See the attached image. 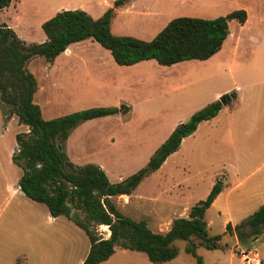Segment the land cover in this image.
<instances>
[{
	"label": "rangeland",
	"instance_id": "1",
	"mask_svg": "<svg viewBox=\"0 0 264 264\" xmlns=\"http://www.w3.org/2000/svg\"><path fill=\"white\" fill-rule=\"evenodd\" d=\"M31 1L15 0L9 9L0 13V21L13 24V6L19 3L26 4L23 7L25 14L34 13L36 10L33 9ZM127 5L118 10L113 20V30L144 41L152 40L168 20L177 17L209 19L223 16L227 11L231 13L240 10V7L247 8L250 16V23L243 30H239L242 24L236 20L228 23V31L232 35L241 31L238 47H229L227 44L215 57L205 61H185L165 67L151 60L138 66H127V94L119 92L110 98L89 100L79 106L89 109L119 108L124 105L129 108L130 119L127 116V124H122L126 123L125 114L85 122L70 133L72 140L68 144L66 141L65 145L67 157L68 154L78 157L76 161H79V165L102 163L109 182L115 184L147 164L155 150L167 139L172 124L180 119L185 120L190 108L200 107L217 90L233 89L234 85H240L242 91H246L242 104L235 105L231 102L224 105L216 117L203 123L201 127L198 126L185 139L181 149L172 155L168 166L161 173L155 172L145 178L135 190V197L126 209L120 210L124 215L127 210L126 216L131 214L134 220L140 219L141 215L149 217L152 227L157 219L170 213L168 207H161L165 197L160 194L161 189L173 187L175 192H184L190 202L204 200L208 185L218 175H224L232 183L238 175H243L241 172H252L264 159V146L259 145L264 140V41L260 44L255 40V30L264 28V20L259 22L257 17V14L264 16V0H160L158 4L155 0H135ZM17 31H20L18 26ZM93 57L112 58L104 49H101L100 55ZM46 63L39 57L28 65V70L39 85L46 87V95L41 93L35 98V102L41 106L42 118L51 120L80 111L76 110L78 106L69 107L65 104L68 100L65 93L61 94L49 87V82L44 79ZM204 80L210 89L205 96L200 91ZM47 100L52 103L46 104ZM102 104L108 106H100ZM0 112V135L15 151V135L27 133L28 129L19 125L15 116L5 121L1 108ZM95 135L102 136L93 139L92 136ZM14 165L19 169L18 175L21 177V166ZM222 177L217 179L221 180ZM16 201L17 198L5 205L4 194L0 191V261L3 264L24 263V260L18 262L17 258L11 257L13 250H17V245L7 230V222L13 218L12 211H16ZM21 202L22 199H19V204ZM113 202L121 209L116 201ZM31 204L47 212L44 204ZM72 216L83 217L77 211ZM208 218L214 222L210 233L221 234L222 218L216 207L209 211ZM12 220H19L20 227L21 219L15 216ZM2 223H5V230L2 229ZM97 231L102 237H107L108 229L98 227ZM228 240L229 237L222 240L223 248L219 250L200 249L198 254L203 255L204 264H215V258L228 259ZM226 243L227 247L224 246ZM176 245L182 248L184 241L178 240ZM28 264L41 262L36 257L34 262L28 261ZM233 264L239 262L233 259Z\"/></svg>",
	"mask_w": 264,
	"mask_h": 264
},
{
	"label": "trees",
	"instance_id": "2",
	"mask_svg": "<svg viewBox=\"0 0 264 264\" xmlns=\"http://www.w3.org/2000/svg\"><path fill=\"white\" fill-rule=\"evenodd\" d=\"M12 1L0 0V12ZM129 2L115 0L113 6L97 19L83 10L59 11L42 24L46 40L40 44L21 40L11 28L0 23V108L5 121L15 116L19 125L28 128L27 133L15 136L17 151L12 161L20 165L23 172L19 188L30 200L44 204L52 218L66 217L83 230L90 243L83 264L107 261L116 247L144 253L153 264L169 262L178 255V240L184 241V252L195 258L197 264H202L197 250L222 249V240L229 236L235 234L243 241L262 233L264 238V206L234 228L227 224L224 234L210 235L205 214L223 189L222 180L217 179L206 198L189 209L187 218L173 220L169 230L160 233L150 230L145 220L136 221L124 216L113 199L132 195L145 178L178 151L183 139L191 136L201 122L218 115L224 106L222 101L229 105L236 99L234 91L198 110L186 122L179 123L143 168L115 184L110 183L106 173L95 164L72 163L65 145L70 133L80 124L107 116L128 115L129 108L124 105L89 108L44 120L33 100L38 87L28 70L29 63L39 57L51 63L71 44L87 40L96 42L119 66L154 60L160 66L169 67L185 61L208 60L220 51L229 34V21L244 24L247 19L244 10L214 19L177 17L152 40L144 41L111 32L112 20ZM75 211L83 217H73ZM99 226L107 227V239L97 231Z\"/></svg>",
	"mask_w": 264,
	"mask_h": 264
},
{
	"label": "crops",
	"instance_id": "3",
	"mask_svg": "<svg viewBox=\"0 0 264 264\" xmlns=\"http://www.w3.org/2000/svg\"><path fill=\"white\" fill-rule=\"evenodd\" d=\"M14 1L15 0L11 2L9 7L14 4ZM68 1L32 0L31 3L33 9L36 10L32 14H25V12H23V7L26 4L19 3L13 6V9L15 11L14 23L9 24L1 21L0 23H4L9 28H11L21 40L27 43L40 44L46 40L45 34L43 33L41 28L42 24L52 18L57 12L62 10H83L92 18L97 19L102 16L108 8H111L113 6L115 0ZM134 1L135 0H130L129 4ZM95 2H97L98 4ZM155 2L158 4L160 3V0H155ZM9 7L4 10L9 9ZM238 9L244 10L247 15L245 23L242 24V26H240L241 29H239L243 30V27L249 25L250 23L249 10L245 7H240ZM4 10H2L0 13H2ZM91 11L92 13H90ZM227 14H229L228 11L223 13V16ZM217 17L218 16L210 17L209 19H214ZM257 17L259 22L260 20H264V16H262L261 14H257ZM113 20L111 22V32L117 36H124L113 30ZM170 20H168V22ZM17 26L20 31H17ZM240 36L241 31H238L233 35L229 33L227 38L223 42L220 51L227 44L229 47L231 45H234V48L238 47L241 41ZM255 38V40H258L260 44L262 43V41H264V28H258L257 30H255ZM228 39L231 40L227 42ZM101 49L103 48L99 44L90 40L74 43L67 47L66 51L57 56L51 63H46V66L44 67V79L49 82V87L58 90L61 94L62 92L65 93L64 95H66L68 98L65 104L67 103L66 105H68L69 107L78 106V109L76 110H85L86 108H80L79 106L86 104V102H89V100L110 98L111 96H114L119 92L127 94V66L117 65L113 58L101 59L98 57H93L100 55ZM220 51L209 58V60L220 53ZM143 62L144 61L132 66H138ZM178 64L179 63L175 65ZM37 87L38 89L33 98L34 102L35 98L41 93H44V96L46 95V87H42L38 82ZM208 90L210 89L206 86V81L204 80L200 90L201 94L205 96V93L207 94ZM232 91L236 93V99L232 101V104H242L243 97L246 93V91H242V86L234 85L233 89L217 90L213 93V97L208 99V101H205L203 104L199 105L200 107L190 108L185 120L180 119L174 122L168 131V136L171 134L176 125L185 122L190 118L192 114H194L195 111L199 110L210 102L212 103L215 100H218L222 95L230 93ZM124 100H126L127 102V98H125ZM46 102V104L52 103L49 100H47ZM36 104L38 105V103ZM100 106L108 105L102 104ZM40 107L41 106H39V108ZM40 110L42 114V109L40 108ZM127 116L128 119H130V114L128 113L127 115L126 113L124 116V118H126L124 119L126 123L122 124H127ZM102 118H97L90 121H96ZM1 120L2 118L0 112V125L2 124ZM119 121L121 122V119ZM86 122L88 123V121ZM205 122L207 121L201 122L198 126L201 127V125ZM101 136L95 135L92 137L93 139H98ZM71 137L72 134L68 138L67 144L72 140ZM185 139H183V141L181 142L179 149H181L182 145L185 143ZM259 145L264 146V140L260 141ZM16 150L13 151L9 147V143L5 139H2V135H0V191L1 194H4L5 205L13 202L17 198L15 204L16 211H14L13 209L12 219H14L15 216L16 218L21 219L20 227L19 220L14 222V220L11 219L7 222V230L9 232L10 238L17 245V250H13V254L11 255V257L17 258L18 262L24 260V263L19 264H28V261H30V263L34 262L36 257L40 260L41 264H83V261L86 258L90 248V243L87 236L85 235L83 230H81L67 218L63 216L52 218L48 210L47 212H44L35 204H31L34 201L27 198L20 191V177L18 175L19 169L15 167L12 161V157ZM172 155H170L165 160L163 165L156 171L157 173H161L164 168L168 166L169 160ZM68 157L72 163L79 165V161H76L78 160V157H72L69 154ZM97 166H99L105 172V167L102 163H99V165ZM241 174L243 175H238L236 177V180H234L232 183L230 182V179L226 178L224 175H222L224 176V178L218 175L216 178H214V181H211L208 185L204 193L205 196L208 195L217 178L222 177L221 180L223 182V189L205 214V219L210 235H212L210 233V230H212V228L214 227V222L212 219L208 218V213L212 208L216 207V209L219 211V214L222 218V222L220 224L222 227L221 234H224L227 224H230L231 227L234 228L236 225H239L242 221H245L247 218H249L261 206H264V159L259 162V164L252 172L246 174L241 172ZM134 192L130 196L123 195L113 199V201H116L120 206L121 209H118L119 211L129 205L131 199L135 197L133 196ZM160 194L165 196L162 199L161 207H168V209H170V213L165 217L157 219L154 226L152 227L149 223V217L141 215L140 219H138L145 220L147 222L148 228L153 232L166 233L169 230L173 220L178 218H187L189 209L196 202L200 201L198 200L196 202H190V199L186 197L184 192H175L173 187L161 189ZM19 199H22V202L20 204ZM25 199H28L32 202H26ZM125 213L127 215V210L125 211ZM129 215V218L134 220L131 217L132 215ZM4 226L5 223H2L3 230H5ZM99 228L105 230L107 229L106 226H99ZM246 232H249V230H246ZM107 233L108 234L105 239L109 237V232ZM217 234L219 233H214L213 235ZM83 235H85V238H83ZM228 242L229 258H215V264H233V259H236L239 264H244L242 259L233 252L234 248H239L240 250L246 252L249 256H253L254 254H256L261 261V264H264V238L262 233L250 238H245L243 241H239L234 234L232 236H229ZM178 249V255L174 259L161 264H197L195 258L187 255L184 252V246L182 248L178 247ZM199 250H197V254ZM198 256L202 259V264H204L203 255L198 254ZM0 264H3V262L0 261ZM101 264L153 263L148 260L147 256L144 253L116 247L113 255L107 261H104Z\"/></svg>",
	"mask_w": 264,
	"mask_h": 264
},
{
	"label": "built area",
	"instance_id": "4",
	"mask_svg": "<svg viewBox=\"0 0 264 264\" xmlns=\"http://www.w3.org/2000/svg\"><path fill=\"white\" fill-rule=\"evenodd\" d=\"M233 252L242 259L244 264H261V261L256 254H254L253 256H249L246 252L240 250L239 248H234Z\"/></svg>",
	"mask_w": 264,
	"mask_h": 264
},
{
	"label": "water",
	"instance_id": "5",
	"mask_svg": "<svg viewBox=\"0 0 264 264\" xmlns=\"http://www.w3.org/2000/svg\"><path fill=\"white\" fill-rule=\"evenodd\" d=\"M222 103L225 105V102L224 101H222Z\"/></svg>",
	"mask_w": 264,
	"mask_h": 264
}]
</instances>
